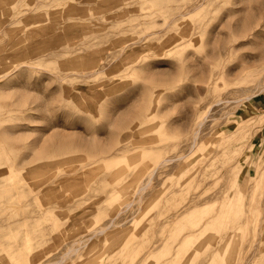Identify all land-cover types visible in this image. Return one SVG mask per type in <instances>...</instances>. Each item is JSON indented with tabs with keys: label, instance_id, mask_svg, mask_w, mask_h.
I'll list each match as a JSON object with an SVG mask.
<instances>
[{
	"label": "rangeland",
	"instance_id": "374dc122",
	"mask_svg": "<svg viewBox=\"0 0 264 264\" xmlns=\"http://www.w3.org/2000/svg\"><path fill=\"white\" fill-rule=\"evenodd\" d=\"M0 264H264V0H0Z\"/></svg>",
	"mask_w": 264,
	"mask_h": 264
},
{
	"label": "bare ground",
	"instance_id": "6f19581e",
	"mask_svg": "<svg viewBox=\"0 0 264 264\" xmlns=\"http://www.w3.org/2000/svg\"><path fill=\"white\" fill-rule=\"evenodd\" d=\"M193 147H194V146H193ZM151 180H152V179H151ZM151 180H150V182H151ZM150 182H149V183H150ZM147 188H148V187H147ZM145 189H146V188H145ZM101 232H102V231H101ZM68 254H69V253H68Z\"/></svg>",
	"mask_w": 264,
	"mask_h": 264
}]
</instances>
